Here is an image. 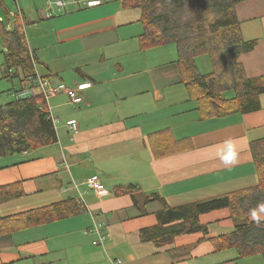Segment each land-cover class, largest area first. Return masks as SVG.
Segmentation results:
<instances>
[{"label":"crops","instance_id":"1","mask_svg":"<svg viewBox=\"0 0 264 264\" xmlns=\"http://www.w3.org/2000/svg\"><path fill=\"white\" fill-rule=\"evenodd\" d=\"M103 5L42 16L54 18L48 27L53 24L64 33L63 43L76 44L77 49L70 46L62 57L101 48L106 58L119 60L131 51L148 49L138 47L143 31L136 28L142 26L139 9L122 7V0ZM234 8L242 38L255 42L236 62L246 77L258 78L264 75V0H245ZM17 11L25 21L24 11ZM34 46L28 48L37 71L56 90L48 104L58 119L57 141L0 156V185L19 181L24 192L1 203L0 214L69 197L85 210L1 235L0 264H264V254L238 258L233 248H214L209 238L233 229L228 208L199 215L206 234L182 233L165 245L140 238L142 229L158 223L162 201L178 207L257 184L250 143L264 137V93L256 111L206 117L189 96L175 60L160 68L144 60L141 72L151 80H127L131 73L114 74L101 62L90 68L93 55L84 56L71 65L80 77L62 80L64 67L38 55ZM116 65L126 69L124 62ZM40 66L46 72H40ZM104 67L110 77L102 79ZM24 74H17L19 81ZM76 84L82 86L80 104L70 103L64 91ZM70 120L76 121V130L66 125ZM93 174L103 191L86 185ZM130 185L131 192L115 193L116 186ZM263 218L264 211H257L256 219ZM96 223L102 225L103 244L93 243Z\"/></svg>","mask_w":264,"mask_h":264},{"label":"trees","instance_id":"2","mask_svg":"<svg viewBox=\"0 0 264 264\" xmlns=\"http://www.w3.org/2000/svg\"><path fill=\"white\" fill-rule=\"evenodd\" d=\"M242 1L245 0H122V7L140 10L141 49L168 43L175 45V63L182 81L206 117L256 111L259 109L258 97L264 93V75L248 78L236 62L240 53L251 50L255 44L244 40L240 33L234 7ZM0 8L6 16L5 20L0 16V48L4 64L8 71L15 67L26 74L32 69V59L23 15L17 10L12 12L4 0H0ZM201 55L209 58L211 71H198L196 57ZM56 141L55 125L41 96L0 105V156L22 153ZM250 152L258 178L256 185L178 207H170L162 201L163 208L156 213L158 223L142 229L141 240L165 245L182 233L206 234L207 226L200 223L199 215L228 208L233 229L210 237L214 248H233L238 258L264 254V218L254 219L252 215L253 211H264V137L250 143ZM133 188V185L116 186L115 193L131 192ZM23 195L19 181L0 185V204ZM83 210L82 203L69 197L10 215L0 214V236Z\"/></svg>","mask_w":264,"mask_h":264},{"label":"rangeland","instance_id":"3","mask_svg":"<svg viewBox=\"0 0 264 264\" xmlns=\"http://www.w3.org/2000/svg\"><path fill=\"white\" fill-rule=\"evenodd\" d=\"M4 2L12 12H14L16 9L18 10L19 8L24 11V31L28 46L30 47V49H32L31 45L34 44V47L38 49L37 54L47 55L48 58L52 60V64H54L55 66H59L61 64L65 69V71L62 73L63 75H61L62 80H69L72 76L80 77L76 72L75 68H72L71 65L77 59H80L84 56L93 55V59L89 64L90 68L96 65L98 62H101V67H103L104 65L111 66V68L114 70V74L117 73V71L121 75L131 73L127 77V80H151V77L148 73L141 72L142 67L144 66V60H146V65H151L152 68H160L164 67V65L168 64L170 61L177 59V52L173 43L148 48L146 50L139 49L137 51H131L127 55H122L118 57L119 60L106 58L105 54L101 52V48L97 49L94 53L86 55H83L81 53L78 56L74 55L71 58H69L68 56L64 58L62 56L68 53L70 46L71 48L73 47V49H77L74 48L76 44L68 45L63 43L62 39L64 38V33L62 31H57V28L53 24L48 27L49 21L54 20V18H43L44 16L40 12V10L44 5V0H4ZM113 2L117 3L119 2V0H107L104 5L111 4ZM0 16L3 17L4 20L6 19V16L1 8ZM56 16H64V14H58ZM136 28H139L140 31H142L141 25H137ZM139 46L140 44H138V47ZM105 49L108 51V48ZM1 50L2 48H0V105L13 99L11 94L13 92L12 88L15 87L16 89L20 86L18 75L21 74L20 70L15 67H12L10 71L6 69ZM117 61L121 63L124 62L126 65V69L120 70L119 67L116 65ZM196 64L198 67V71H200L201 73H206L213 69L211 62L206 55L196 57ZM84 68L85 70L87 69L86 66H84ZM38 69L42 73L46 72L41 66ZM16 72L18 75H14ZM9 74H11L12 77H9ZM109 75V69L104 67V70H102L101 72L102 79L110 77ZM153 78H155V75L153 76ZM227 95H230V92H227Z\"/></svg>","mask_w":264,"mask_h":264},{"label":"built area","instance_id":"4","mask_svg":"<svg viewBox=\"0 0 264 264\" xmlns=\"http://www.w3.org/2000/svg\"><path fill=\"white\" fill-rule=\"evenodd\" d=\"M106 2L107 0H44V5L40 12L44 17L48 18L56 14L67 15L71 12L84 8L95 7ZM30 55L32 59V69L23 76L20 81L19 88L11 93L13 98L12 100L41 96L45 101V110L48 113V116L52 120L53 124H56L58 123V119L52 116L51 108L48 104V99L55 95L56 90L51 86L50 81L37 71L36 61L33 58V54L30 53ZM81 89L82 86L77 84L73 87L64 88L70 103L80 104L83 101ZM66 125L73 130H76L77 128V123L74 120L67 121ZM85 183L88 188L95 191L101 192L104 189L100 178L96 174L87 177ZM92 231L96 233L93 243L103 244L105 235L102 232V225L99 223L94 224ZM119 262L120 260L115 261L116 264Z\"/></svg>","mask_w":264,"mask_h":264},{"label":"clouds","instance_id":"5","mask_svg":"<svg viewBox=\"0 0 264 264\" xmlns=\"http://www.w3.org/2000/svg\"><path fill=\"white\" fill-rule=\"evenodd\" d=\"M252 215H253V218L255 219L256 218V212L253 211Z\"/></svg>","mask_w":264,"mask_h":264},{"label":"bare ground","instance_id":"6","mask_svg":"<svg viewBox=\"0 0 264 264\" xmlns=\"http://www.w3.org/2000/svg\"><path fill=\"white\" fill-rule=\"evenodd\" d=\"M17 10V9H16Z\"/></svg>","mask_w":264,"mask_h":264}]
</instances>
